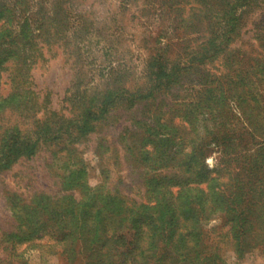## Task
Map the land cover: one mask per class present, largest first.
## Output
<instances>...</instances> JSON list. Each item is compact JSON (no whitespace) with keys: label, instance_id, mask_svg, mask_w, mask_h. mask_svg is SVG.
I'll return each mask as SVG.
<instances>
[{"label":"rangeland","instance_id":"374dc122","mask_svg":"<svg viewBox=\"0 0 264 264\" xmlns=\"http://www.w3.org/2000/svg\"><path fill=\"white\" fill-rule=\"evenodd\" d=\"M0 161V264H264V0H0Z\"/></svg>","mask_w":264,"mask_h":264},{"label":"trees","instance_id":"16d2710c","mask_svg":"<svg viewBox=\"0 0 264 264\" xmlns=\"http://www.w3.org/2000/svg\"><path fill=\"white\" fill-rule=\"evenodd\" d=\"M12 138H15L16 136H11ZM31 146V154H34L35 153V151H36V147H34L33 145H30ZM18 150H23V147H21V149H17L16 148V150H14V151H11L12 152V157H13V159H12V161H14L16 158H17V155H19V153H20V151H18ZM24 152V151H23ZM22 152V153H23ZM14 154V155H13ZM21 154V153H20ZM5 160V159H4ZM8 161L9 162H12L10 159H8ZM4 161H0V164H2ZM9 164H12V163H9ZM172 218H173V224H174V220H176L177 219V215L175 214V215H172ZM45 230H48V229H45ZM49 233H52L51 231H49ZM124 235V234H123ZM130 243H134V241L133 240H130ZM10 264V263H9Z\"/></svg>","mask_w":264,"mask_h":264}]
</instances>
